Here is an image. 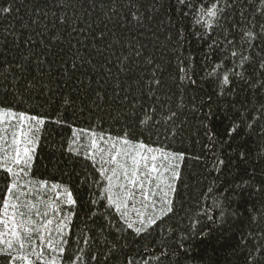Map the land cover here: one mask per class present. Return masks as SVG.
Returning <instances> with one entry per match:
<instances>
[{"label":"trees","instance_id":"1","mask_svg":"<svg viewBox=\"0 0 264 264\" xmlns=\"http://www.w3.org/2000/svg\"><path fill=\"white\" fill-rule=\"evenodd\" d=\"M9 111L44 121L31 167L0 166V220L25 183L31 264H264V0H0ZM97 140L158 153L141 192ZM64 189L74 205L37 231Z\"/></svg>","mask_w":264,"mask_h":264},{"label":"rangeland","instance_id":"2","mask_svg":"<svg viewBox=\"0 0 264 264\" xmlns=\"http://www.w3.org/2000/svg\"><path fill=\"white\" fill-rule=\"evenodd\" d=\"M9 124L14 126L11 131L9 130V127H8ZM21 124L24 125V132L28 133L27 137L23 136V134L20 136L15 135V133L20 132V130H21L20 125ZM29 124H32V126L36 125L33 121H20V122H18L16 120H11L8 117H5L4 122L0 123V161H3V163H0V166L12 168L13 172L20 171V173H21L20 169H21L22 165H17L15 163V159L13 157L15 156L16 150L20 149V157L19 158H21V159L24 158L23 157V151H24L25 142H27V144H28L29 154H30V149H31L33 139H32V133L30 136V127H28ZM9 138H11L12 141L13 140H20V143L19 144H13L9 140ZM95 144L98 145V147L95 148V150L98 153H101L102 149H105L107 151L106 156H105V160H104V164L106 166L105 169H107V172H108V173L106 172L108 177L112 176V172L115 169L117 170L116 165L111 163L112 156L115 154L116 151H118V150L122 151V157H117V162L119 164H122L123 167L128 170V175L126 177L124 172H123V169L119 168L121 172L116 171L117 174H116V176L112 177V179L119 178L121 176V173H122L126 179L125 180L126 188H132L133 191L141 192L142 189L140 188V180H138V179L140 178V175L144 176L148 172L147 169L144 167V165L147 164V165L151 166L153 163L152 157L157 155L158 153L152 149L139 148V147H136L132 150L133 147L130 148L127 146V144H121V143H117L116 148H115V146H113L114 144H112V143H107L106 148H104V147L101 148V146H102L101 140H97L95 142ZM8 148H11V149L9 150ZM138 153H143V155L138 156L137 155ZM145 156L147 157V160L144 159ZM134 158L137 159L138 163L140 164V168L137 170V176L135 177L137 183L135 185H132L131 181L134 178L132 177L131 173H132V170L134 167V165L132 164V160ZM105 161H107V162H105ZM21 175H22V173H21ZM24 184L25 183L23 181H21V183L19 184V186H17L16 189H18L20 186H22ZM14 193L17 194L16 190L9 196L7 202L16 204L17 200H19V199H16L15 197H13ZM55 193H57V192H55ZM126 195L130 198V189H126ZM57 196H60V199L57 200V202H58L57 205L56 206L53 205L52 207H49V211L51 214L47 215L48 217L42 218L40 220V223H41V225L39 226L40 231H41V226H42L43 220L48 221L49 219L53 220L54 218H57V214L61 213L60 207L66 209V206H60V204L62 202L66 203L65 201L67 199V195L64 192H62L61 195H57ZM32 203H33V201L30 202L31 205H32ZM54 212L56 213L55 215H53ZM1 220L6 221L7 227H5V224H0V238H2V240H3V243H0V246L5 248L8 253H12L11 264H27L29 262V255L25 256L26 255L25 249L28 247L29 244H32L33 246L36 245L33 241L34 240L33 238L29 239L30 236L28 237V240L25 242L26 246L24 248H20L19 243L14 241V240H13V246L11 249H7L6 245H7V242L9 240H12V232L13 231L22 237L25 235L26 231H30L31 233H33V229L31 226L32 223L29 222V220H27V219L21 220L20 217L17 215L15 208H12L11 206L8 209V215L7 216H5L4 212H3V216L1 218ZM21 224L24 225L23 228L21 227ZM13 225H15V226H13ZM4 232H7V235H3ZM41 244L44 245L43 239L41 240ZM36 251H39L40 254L43 252V250L40 248L37 250L33 248L31 255L34 256ZM16 256H24V257H26V259L25 260L13 259V257H16Z\"/></svg>","mask_w":264,"mask_h":264},{"label":"snow or ice","instance_id":"3","mask_svg":"<svg viewBox=\"0 0 264 264\" xmlns=\"http://www.w3.org/2000/svg\"><path fill=\"white\" fill-rule=\"evenodd\" d=\"M207 15H208V16H211V17H215V15H216V10H215V8H213L211 11H209V12L207 13ZM209 27H211L210 24H209ZM233 54L235 55V53H233ZM224 83H225V84L228 83V78H227V77L224 78ZM5 117L10 118L11 120H16V121H18V122H20V121H33L36 125H39V126H41V127H42L43 124H44V121H43V120H37L35 117H26V116H24V115H19V116H17L15 113H12V112H10V111H9V112H3V113H0V123L4 122ZM28 127H32V124H29ZM20 129H21L20 132L15 133V135H16V136H20V135L23 134V136L27 137V136H28V133H27V132H24V125H23V124L20 125ZM36 130L38 131L39 129H36ZM12 143H13V144H19V143H20V140H13ZM33 143H34V141H33ZM119 143H121V144H128V141H127V140H121V141H119ZM113 146H115V145H113ZM93 147L96 148V147H98V145H96L95 142H93ZM138 147H139V148H143L144 146H143V145H138ZM5 151H6V150H5ZM31 151H35L34 147L31 148ZM91 155H92V153H89V156H91ZM120 155H121L120 151H119V150L116 151L115 154L112 156L111 163L114 164V165H116L117 168H121V169H123V172H124L125 176L127 177V175H128V170H127L126 168H124L122 164H119V163L117 162V157H119ZM137 155H138V156H142L143 153H138ZM19 157H20V149H17V150H16V153H15V156L13 157V158L15 159V163H16L17 165H22L24 169H29V168L31 167L32 156L29 154V148H28V144H27V142H25V144H24V151H23V157H24V158L21 159V158H19ZM85 158L87 159L88 157H85ZM144 159L147 160V157L145 156ZM152 159L155 160L156 157L153 156ZM94 162H95V161H94ZM105 162H107V161H105ZM0 163H3V161H0ZM132 164L134 165V167H133V170H132L131 175H132V177H133L134 179H132L131 184H132V185H135V184L137 183L135 177L137 176V170L140 168V164L138 163L137 159H135V158L132 160ZM144 167L147 169L148 173H154V172H156V170H157V166H156L155 164H153V165H151V166L145 164ZM5 171H7V172H9V173H12L14 176H20V175H21L20 171L13 172V169H12V168H5ZM106 171H107V169H105V172H106ZM103 174H104V173H102V175H103ZM116 174H117V173H116V171L114 170V171L112 172V176L108 177V179L111 180L112 177L116 176ZM174 175H175V174H174ZM152 178L155 179V177H152ZM17 186H18V182H17V183H13V184L11 185V187L8 189L10 195L16 190ZM41 187L43 188L44 186L42 185ZM54 187H55V188H59L58 185H57V186H54ZM156 187H159V185H156ZM170 187H171V185H170ZM140 188H141V189H144V184H140ZM108 190H109V189H105L106 192H107ZM63 191H65V192L67 193V199H66L65 202H66L68 205H70V206L74 205V201L72 200L71 193H70V192H67L66 189H64ZM145 191H146V190H145ZM152 194L154 195L155 193H152ZM17 195H19V194H17ZM148 198H149L148 195H145V196H144V199H145V200H147ZM56 199L59 200V199H60V196H56ZM109 199H111V197H110ZM125 199H127V197H125ZM165 203L167 204L168 201L165 200ZM10 206H11L12 208L17 207V205H16L15 203H10V202H4V203H3V209H4V215H5V216L8 215V209H9ZM48 207H52V205L49 203V204H48ZM116 210H117V211H120L121 209H120V207H117ZM170 211H171V208L169 207V208L167 209V211L165 212V214H167V212H170ZM43 215L47 216L48 213H47V212H44ZM29 222H31V221H29ZM141 223H143V220L141 221ZM0 224H5V227H7V225H6V221H5V220H0ZM51 224H52V220L49 219V220L43 225V228L46 230V229H48V227H49ZM149 224H151V221H149ZM13 226H15V225H13ZM21 227L23 228L24 225L21 224ZM59 227H60L61 232L63 233V229L66 227V224H61V225H59ZM129 227H131V225H129ZM39 230H40V229H38L37 231H39ZM3 235H7V232H4ZM30 235H31V232H30V231H26V233H25V235H24L23 237L20 236V235H18L16 232L13 231V232H12V240H9V241L7 242L6 248H7V249H11V248H12V246H13V240L19 243V247H20V248H24V247L26 246V245H25V242L28 240V237H29ZM0 243H3L2 238H0ZM48 247H49V248H52L51 244H49ZM52 251H56V249H55V248H52ZM59 254H60V255H63V249L60 250V253H59ZM0 255H9V253H8L7 251H0ZM41 255H42V254H41ZM13 259L25 260L26 257H24V256H16V257H13ZM37 259H39V256L37 257ZM29 264H31V262H29ZM40 264H43V260H40ZM53 264H55V260H53Z\"/></svg>","mask_w":264,"mask_h":264}]
</instances>
